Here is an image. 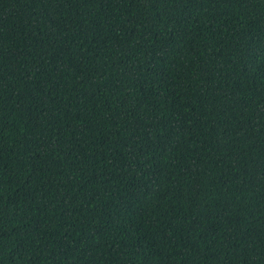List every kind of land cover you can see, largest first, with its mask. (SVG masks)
<instances>
[{"label": "trees", "instance_id": "trees-1", "mask_svg": "<svg viewBox=\"0 0 264 264\" xmlns=\"http://www.w3.org/2000/svg\"><path fill=\"white\" fill-rule=\"evenodd\" d=\"M0 264H264V0H0Z\"/></svg>", "mask_w": 264, "mask_h": 264}]
</instances>
